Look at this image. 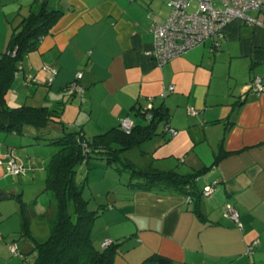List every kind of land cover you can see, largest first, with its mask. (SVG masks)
<instances>
[{
  "label": "crops",
  "instance_id": "crops-1",
  "mask_svg": "<svg viewBox=\"0 0 264 264\" xmlns=\"http://www.w3.org/2000/svg\"><path fill=\"white\" fill-rule=\"evenodd\" d=\"M170 1L57 0L64 15L23 59L12 100L51 108L66 103L61 96L72 92L81 101L66 104L65 117L76 115L83 122L95 117L102 131L127 118L147 125L140 111L152 97L155 106L168 108L178 133L157 135L137 147L141 162L126 157L140 167L183 175L203 171L197 179L200 191L215 183V192L197 202L173 188L137 187L131 177L123 193L111 190L108 196L120 208L109 206L100 249L107 240L118 244L113 264H156L147 262L154 255L172 264H264V91L258 94L250 87L256 76L264 81V11L252 13L262 25L231 21L217 51L209 40L159 66L150 55V25L169 17ZM34 2L0 0V52ZM73 83L83 92L71 88ZM80 130L86 135L84 127ZM12 143L1 131L0 264H28V256L35 259L34 243L19 234L5 202L11 198L3 182L8 154L17 162ZM227 204L239 211L243 229L224 215ZM255 240L259 243L249 253Z\"/></svg>",
  "mask_w": 264,
  "mask_h": 264
},
{
  "label": "trees",
  "instance_id": "trees-1",
  "mask_svg": "<svg viewBox=\"0 0 264 264\" xmlns=\"http://www.w3.org/2000/svg\"><path fill=\"white\" fill-rule=\"evenodd\" d=\"M53 1L56 6L51 5ZM64 12L65 10L58 6L57 0H35L29 14L12 33L6 49L0 52V131L21 135L27 124L42 129L62 123V109L59 107L62 103L53 108L31 105L11 107L6 96L13 86L16 74L22 68L23 59L38 48ZM140 112L149 123L145 126L135 124L129 133L120 125L94 135L92 140H88L82 130L64 132L53 139L42 135L41 139L49 140L60 147L47 166L45 185V190L54 194L57 215L50 228L48 240L44 243L36 242L29 230L26 204L22 202L21 197L18 199L21 202L19 212L23 219L22 236L34 243L33 264H113V259L118 253V244L111 241L105 248H95L92 231L98 213L89 209L82 187L76 179L78 167L91 159H106L109 165L119 164L116 169L119 172H130V177L135 179L134 185L137 187L173 188L186 197H191L193 202L203 197V191L197 188V179L203 171L183 175L174 170H160L152 165L140 167L134 161L123 157L124 152L140 147L157 135L173 137L166 131L167 126L174 127L170 124V113L164 103L159 106L153 104L150 119L146 116L147 109ZM161 123L162 131L159 130ZM223 155V152L220 153L218 160L223 158ZM69 201L74 203L76 219H73L69 212ZM15 253H19L18 250ZM147 262L172 264L169 258L161 255L151 256Z\"/></svg>",
  "mask_w": 264,
  "mask_h": 264
},
{
  "label": "rangeland",
  "instance_id": "rangeland-1",
  "mask_svg": "<svg viewBox=\"0 0 264 264\" xmlns=\"http://www.w3.org/2000/svg\"><path fill=\"white\" fill-rule=\"evenodd\" d=\"M51 5L56 6V2L54 3L53 1ZM196 7L197 3H191V10H195ZM169 10L171 12V7L169 8ZM18 73H20V71ZM16 83L17 81L14 82V85H16ZM13 87L7 93L6 97L7 99H9V101L7 100V102L11 107L21 106L24 103L22 100H12V97L16 95ZM60 100H64L66 102H60L62 104L59 106L62 109V113L60 116V120L62 123L53 126L49 125L47 128L45 127L42 129L27 124L24 126L23 134H9L10 137H12V141L14 142L10 144V147L15 149L14 153L17 157V164L18 166L23 165V170L19 174L7 170L8 176L4 178L3 182L8 184L7 189L11 195V198L6 199L5 202L9 203L13 211L12 219H14L16 229H19L20 234L22 233L21 229H23V224L22 216L18 211L21 205V202H19L18 199L19 197H21L22 202L26 204V207L28 209L30 233L34 237L35 241L39 243H44L48 240L50 236V228L57 215L56 199L52 192H47L45 190V185L47 177V166L49 165L53 156L60 149L57 144L51 143L49 140L41 139L42 135L47 139H53L64 134V132L79 131L80 128L84 127L86 131V138L88 140H92L94 135L103 133L110 128L109 127L107 129H103L102 131L101 129H98L96 126L95 117H93L92 119L87 118V120L84 122V119L81 121L82 117H80L77 121L75 117L76 115L73 117L74 119H67L65 117L66 104L76 100L78 101L77 103L79 106V102L81 100L79 99V97L77 98V96H74L72 92H68L66 93V95H62ZM44 102L45 101L39 100L38 104H43ZM35 106L40 107V105ZM100 125L101 123L98 124V126ZM87 127H89L90 129H86ZM139 149L140 148H136L132 150V152L126 151L123 153V157L127 158L126 156H131V158H134L138 162H141V160H143L142 157L144 156L141 155V152L136 153V151H140ZM117 165L119 164L113 163V165H109L106 159H91L88 163H83L78 167L76 179L78 184L82 187L83 196L89 204V209L92 211H96L99 215L96 218L92 231V240L94 242L95 248L97 249H100V244L102 242V224H104V222L106 221L105 217L110 214L109 206H111L112 204H116V206L118 207L120 206L119 202H114L112 200V197L108 196L110 195L109 192L111 190H114V192L123 193L124 186L127 185L126 183H128L130 179V172L126 170L119 172L116 169ZM119 179H122L123 181L120 182ZM121 195L120 198L124 197ZM68 209L72 214L73 219H76L73 201H69ZM117 210L119 209L117 208ZM23 238L25 237L23 236ZM33 261L34 259H32L31 256H28V264H33Z\"/></svg>",
  "mask_w": 264,
  "mask_h": 264
},
{
  "label": "built area",
  "instance_id": "built-area-1",
  "mask_svg": "<svg viewBox=\"0 0 264 264\" xmlns=\"http://www.w3.org/2000/svg\"><path fill=\"white\" fill-rule=\"evenodd\" d=\"M191 3H197L195 10L190 9ZM169 6L171 7L169 17L164 21L154 20L150 25L154 34V49L150 55L159 66L183 56L209 40L213 42L212 51H217L221 46L225 27L235 19L252 26L263 24L262 19L252 13L264 11V0H171ZM52 71L56 72L54 69ZM81 77L82 73L80 72L77 78ZM250 87L255 93L263 92V79L260 76L254 77ZM71 88L77 92H83V88L78 83H73ZM174 89V85L169 88L170 91H174ZM148 106L146 116L150 119L152 118L153 98H149ZM191 111L195 110L191 109ZM121 125L125 132L129 133L135 122L127 118L122 121ZM166 131L171 136L178 133L176 129L168 126ZM8 156V170L16 174L21 173L23 166H18L11 153ZM214 192L215 183L204 188L203 196H211ZM187 200L192 201L191 197H188ZM224 215L235 220L243 229L240 213L233 205H226ZM110 243L111 240H107L102 243V247L105 248ZM258 243L259 240L253 241L249 245L248 252L252 253ZM12 249L14 252L17 251L16 247Z\"/></svg>",
  "mask_w": 264,
  "mask_h": 264
}]
</instances>
